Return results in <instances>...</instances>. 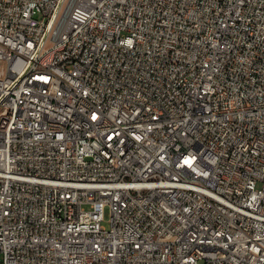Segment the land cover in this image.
Returning a JSON list of instances; mask_svg holds the SVG:
<instances>
[{"label":"built area","instance_id":"obj_1","mask_svg":"<svg viewBox=\"0 0 264 264\" xmlns=\"http://www.w3.org/2000/svg\"><path fill=\"white\" fill-rule=\"evenodd\" d=\"M0 63V264H264V0H0Z\"/></svg>","mask_w":264,"mask_h":264},{"label":"bare ground","instance_id":"obj_2","mask_svg":"<svg viewBox=\"0 0 264 264\" xmlns=\"http://www.w3.org/2000/svg\"><path fill=\"white\" fill-rule=\"evenodd\" d=\"M68 3H75V0H66ZM48 45H58V37L55 34H48Z\"/></svg>","mask_w":264,"mask_h":264},{"label":"rangeland","instance_id":"obj_3","mask_svg":"<svg viewBox=\"0 0 264 264\" xmlns=\"http://www.w3.org/2000/svg\"><path fill=\"white\" fill-rule=\"evenodd\" d=\"M104 216H105V219L102 221V224L104 226H109V221H108V219H109V207L108 206H106L104 209Z\"/></svg>","mask_w":264,"mask_h":264}]
</instances>
